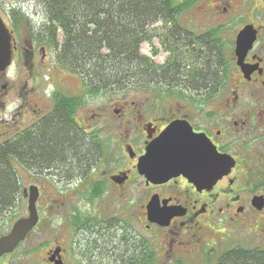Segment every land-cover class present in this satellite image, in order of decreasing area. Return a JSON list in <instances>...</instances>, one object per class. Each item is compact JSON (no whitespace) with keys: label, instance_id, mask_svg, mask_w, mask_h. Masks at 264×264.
Returning <instances> with one entry per match:
<instances>
[{"label":"flooded vegetation","instance_id":"obj_1","mask_svg":"<svg viewBox=\"0 0 264 264\" xmlns=\"http://www.w3.org/2000/svg\"><path fill=\"white\" fill-rule=\"evenodd\" d=\"M0 16L14 49L12 64L0 72V114L10 101L22 100L10 120L1 118L13 138L25 130L36 132L55 101L44 113L41 96L22 81L43 69L48 46L34 41L28 25L9 11L0 8ZM211 16L218 17L212 28L184 31L160 63L170 65L175 79H188L193 87L183 84L184 90L148 93L139 103L125 101L115 110L120 119L115 147L103 149L90 169L77 170L68 180L70 187L31 184L23 189L29 201L25 190L29 194L31 186L38 187V221L17 248L40 236L29 251L41 250V264H193L198 253L209 260L215 249L212 233L225 230L231 217L264 212V13H231L223 7ZM246 25H253L256 33L238 54L237 36ZM215 28L216 39L211 35ZM174 123L191 129L199 140L189 147V134L177 133L182 161L196 162V167L154 182L139 172V161ZM211 144L222 164L220 176L210 183L204 180L210 174L206 161ZM110 161L118 162L117 167L109 168ZM55 169L29 171L51 176ZM153 198L158 210L169 213L164 223L149 216ZM28 215L27 208L22 217ZM216 226L220 230L213 232Z\"/></svg>","mask_w":264,"mask_h":264},{"label":"trees","instance_id":"obj_2","mask_svg":"<svg viewBox=\"0 0 264 264\" xmlns=\"http://www.w3.org/2000/svg\"><path fill=\"white\" fill-rule=\"evenodd\" d=\"M33 1L44 16L40 25L21 7H13L9 14L28 25L34 41L54 48L58 63L79 76L90 92H98L126 79L143 85L174 82L171 66L162 67L143 54L142 45L152 41V28L159 22L174 24L165 33V48L178 44L188 29L177 17L197 0ZM217 32L218 28L211 31L215 39ZM187 80L184 85L192 86ZM54 101L36 132L25 130L0 142V214L11 210L21 194L15 160L40 172L59 166L82 169L90 162V143L74 115L81 99L56 92ZM215 264H264V249H227Z\"/></svg>","mask_w":264,"mask_h":264},{"label":"rangeland","instance_id":"obj_3","mask_svg":"<svg viewBox=\"0 0 264 264\" xmlns=\"http://www.w3.org/2000/svg\"><path fill=\"white\" fill-rule=\"evenodd\" d=\"M256 2V4H255ZM230 3V5H229ZM13 7H21L23 11L28 13V17L36 25H40L44 21V16L37 10L33 0H0V8L5 12H10ZM223 7L227 8V12H247L259 11L264 13V0H197L178 17L177 22L186 29H190L195 33L201 32L202 29L212 28L214 18L211 13L218 12ZM256 9H255V8ZM174 24H165L159 22L154 25L152 41H146L142 45L143 51L147 52V56L153 58L156 63H164L168 57L166 48L163 45V39L166 38V31ZM227 36L231 32L226 31ZM170 38H172L170 36ZM157 53H154V49ZM184 60V58H183ZM188 63V61H186ZM44 67L39 72H34L32 79H22L28 82L29 89L35 88V93L41 96L39 103L40 108L48 112L53 107L54 94L62 92L68 96H78L81 103L78 104L74 112L76 122L81 126L82 131L85 133L89 145V153L91 154L90 162L82 169L73 167L71 172H66L62 167H58L55 171L44 173L46 175H37L31 173L22 164L15 160V168L18 172L19 181L21 185V194L16 205L6 213L0 214V237L8 234L12 229L14 223L27 213L28 200L23 196V189L29 188L31 184H38L41 187L64 188L70 187L68 180L70 177H75V172L78 173L85 171L86 168L99 159L102 155L103 149L115 147L118 139V127L120 119L115 110L125 101H136L139 103L148 93H161L172 92L177 90H184V79H175L172 83H163L155 85H143L137 83L136 80L119 82L118 84L111 85L98 92H90L82 79L76 74L70 72L67 68L62 66L56 60V50L48 47V58ZM28 77L27 75H23ZM24 89L23 94L25 93ZM34 93V94H35ZM22 100L10 101L5 110L0 114V142L9 138L12 135V130L6 127L1 118L7 120L11 119V113L15 106L20 104ZM95 113H100V116L93 117ZM30 122V119L26 121ZM9 124V122H8ZM27 124V123H23ZM9 129V131H8ZM104 147V148H102ZM118 162L110 161L109 168H116ZM70 170V169H69ZM68 171V170H67ZM71 174V175H70ZM73 185V184H71ZM220 230L217 226L213 228V232ZM210 244L215 247L213 253L208 259H204L201 253H198L193 260V264H208L218 260L219 256L227 249H232L237 246L245 248L260 247L264 249V212L256 213L254 211H246L242 216H233L231 221H227L225 230L222 232L212 233ZM214 238V239H213ZM40 240V236L31 241H26L20 245L12 253L0 257V264H41L43 256L41 250L38 252L29 251L30 245H35ZM216 242V243H215ZM211 247V248H212Z\"/></svg>","mask_w":264,"mask_h":264},{"label":"water","instance_id":"obj_4","mask_svg":"<svg viewBox=\"0 0 264 264\" xmlns=\"http://www.w3.org/2000/svg\"><path fill=\"white\" fill-rule=\"evenodd\" d=\"M255 29L253 25H246L237 36V53L241 54V51H245L250 45L255 36ZM12 34L2 17L0 16V72L5 70L12 64L13 57V41ZM178 132H184L189 134L185 141L186 146H197L199 140L193 136V132L190 129L181 128L177 124L170 125L162 136L153 142L148 148V153L145 157L141 158L138 164V170L140 173L146 174V176L154 182H164L172 176L178 174L182 170H187L195 166L196 162L182 161L181 151L179 152L177 144H182L177 137ZM205 149L208 152V147L205 145ZM180 160L178 159V153ZM209 156L211 162L206 161L207 166L210 165V174L205 178L204 182H214L220 176V166L222 164L221 156L217 153L215 147L211 144ZM203 165V162L199 163ZM196 167V166H195ZM193 168L191 169V172ZM203 173V169H201ZM202 177V175H201ZM25 195H29L27 217H21L18 219L8 234L0 237V257L12 253L20 242H22L28 232L35 226L38 221V214L36 208V201L38 198V187L31 186L29 194L25 190ZM159 202L153 198L148 205L149 216L154 221L164 223L169 217V213L164 209L158 210ZM257 206L262 204L259 201L255 203ZM261 208V206H258Z\"/></svg>","mask_w":264,"mask_h":264},{"label":"snow or ice","instance_id":"obj_5","mask_svg":"<svg viewBox=\"0 0 264 264\" xmlns=\"http://www.w3.org/2000/svg\"><path fill=\"white\" fill-rule=\"evenodd\" d=\"M208 162H211V157L210 156L208 157Z\"/></svg>","mask_w":264,"mask_h":264}]
</instances>
